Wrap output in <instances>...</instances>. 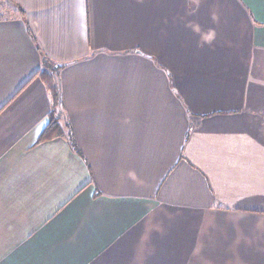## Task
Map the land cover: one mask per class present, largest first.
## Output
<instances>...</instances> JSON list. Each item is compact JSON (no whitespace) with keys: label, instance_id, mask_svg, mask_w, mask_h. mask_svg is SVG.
Returning <instances> with one entry per match:
<instances>
[{"label":"crops","instance_id":"crops-1","mask_svg":"<svg viewBox=\"0 0 264 264\" xmlns=\"http://www.w3.org/2000/svg\"><path fill=\"white\" fill-rule=\"evenodd\" d=\"M10 1L0 264H264V0Z\"/></svg>","mask_w":264,"mask_h":264},{"label":"trees","instance_id":"trees-1","mask_svg":"<svg viewBox=\"0 0 264 264\" xmlns=\"http://www.w3.org/2000/svg\"><path fill=\"white\" fill-rule=\"evenodd\" d=\"M24 15L25 13L21 9V7L16 5L14 2H11L10 0H0V20H4L7 18L24 17ZM29 34L35 41L30 31ZM60 66L61 64H54L47 58H44L42 68L36 74V77L43 83L49 94V97L52 101V108L54 110L56 109L58 114L56 116H54L53 113L50 114V119L43 129L38 142H48L58 137L65 138L70 146H73V148L77 152L75 141L71 136L70 130L66 126V130L62 128L61 121L59 120V115H62L60 104L61 90L58 80V71L61 68Z\"/></svg>","mask_w":264,"mask_h":264}]
</instances>
